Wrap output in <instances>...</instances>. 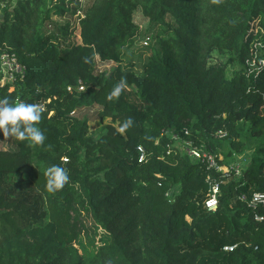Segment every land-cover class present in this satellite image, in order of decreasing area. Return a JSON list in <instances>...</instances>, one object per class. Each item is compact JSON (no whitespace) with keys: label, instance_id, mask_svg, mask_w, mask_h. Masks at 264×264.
<instances>
[{"label":"trees","instance_id":"obj_1","mask_svg":"<svg viewBox=\"0 0 264 264\" xmlns=\"http://www.w3.org/2000/svg\"><path fill=\"white\" fill-rule=\"evenodd\" d=\"M65 1L0 0V52L24 66L0 99L43 104L46 136L29 148L0 132L10 146L0 148V264H264V200L239 198L264 193V0ZM66 13L78 42L71 23L51 18ZM212 51L226 53L222 64ZM97 61L113 66L95 72ZM121 77L128 88L107 101ZM128 117L135 124L121 135ZM171 132L218 168L180 151ZM248 137L250 160L235 175L227 162ZM52 165L70 176L54 193Z\"/></svg>","mask_w":264,"mask_h":264},{"label":"clouds","instance_id":"obj_2","mask_svg":"<svg viewBox=\"0 0 264 264\" xmlns=\"http://www.w3.org/2000/svg\"><path fill=\"white\" fill-rule=\"evenodd\" d=\"M221 0H213V3H220ZM95 57H83L84 63H90ZM128 88L126 77H121L107 94L106 100L109 102L118 100L122 93ZM45 106L40 103H26L23 101L11 102L7 97L0 99V132L3 133L5 140L15 139L20 142H27L26 146L45 147L46 136L38 127L43 119ZM135 124L133 118H126L117 128L121 135L125 134ZM48 145L46 150H50ZM66 160V158H65ZM48 192L54 193L64 188L70 181L67 168L59 165H52L46 168L45 173Z\"/></svg>","mask_w":264,"mask_h":264},{"label":"built area","instance_id":"obj_3","mask_svg":"<svg viewBox=\"0 0 264 264\" xmlns=\"http://www.w3.org/2000/svg\"><path fill=\"white\" fill-rule=\"evenodd\" d=\"M149 41L148 37L145 36L142 39L143 45H146ZM24 71V66L20 64L16 58L13 56V54L7 53V52H0V84H3L5 82L11 83L16 77L21 76ZM78 89H81V87H78ZM184 134H186V131H183ZM215 135L217 137H221L224 135V133L220 130L216 131ZM170 138L173 139L175 142H177L180 145L179 150L185 153L187 156H189L192 159H195L199 161L200 163H203L205 165L206 169H217V165L215 162V156L204 149L202 145H195L192 143L189 139H184L178 136L176 133L171 132ZM138 150L141 152V149L138 148ZM142 154L140 153L138 160L141 159ZM233 173L237 175L239 171L237 168H233ZM226 176V173L225 175ZM218 193V186L217 183L213 182L210 183L207 189V193L205 198L202 201L203 208L206 210H212L215 208L216 205V195ZM239 198L241 200H244L247 202L248 205L255 204L257 202H262L264 200V193L260 192H248L247 194L240 193ZM223 249H230V247L224 246Z\"/></svg>","mask_w":264,"mask_h":264},{"label":"rangeland","instance_id":"obj_4","mask_svg":"<svg viewBox=\"0 0 264 264\" xmlns=\"http://www.w3.org/2000/svg\"><path fill=\"white\" fill-rule=\"evenodd\" d=\"M77 1H80V3L82 4L84 0H77ZM64 4L67 7L72 6V3H69L68 0H66L64 2ZM51 18L55 19L58 22L68 21L69 23H71V26L75 27V29L72 30L70 28L72 33L69 35L68 39L71 42H78L79 41L78 31H77V26H76V14L70 15V14L66 13L63 16H52ZM134 19L139 25L138 28H139V33H140V35L136 38L135 47H137V49H142L141 46H145V47L148 46V45H143V43H142V39H143L142 36L144 33L145 22L141 21L140 17L137 15L134 16ZM253 27H256V26H253ZM254 30H255V28L253 29V31ZM145 53H147V51ZM225 59H226V53L220 54V53H217L215 51L211 52V58H210L211 64H215V65L222 64ZM111 66H113V63H111V62H99V61H97L95 63V72L100 71V70H109L111 68ZM229 71H230V68L226 67V74L229 75ZM94 109H95V107H93L91 109L81 108V109H79L78 112H79V114H81V113H83V114L88 113L89 114L92 111H94ZM106 122H107V120L105 118H101L100 120L94 119L92 121H89L87 124L88 125V132H96V130L99 129L100 126L105 124ZM253 141H254L253 138L248 137L247 140L245 141V144L242 147L241 151L235 153L234 160L228 161V162L226 161L230 167L233 165V168H237V170L239 171V170L243 169L248 164V162L250 160V155L252 153ZM9 147L10 146L7 142H5V141L0 142V148L6 149ZM176 147L179 149L180 145L178 143H176ZM248 192H249V190L247 189L243 193L247 194Z\"/></svg>","mask_w":264,"mask_h":264}]
</instances>
